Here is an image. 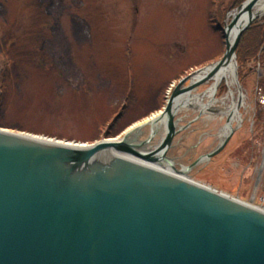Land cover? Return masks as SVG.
I'll return each instance as SVG.
<instances>
[{
    "label": "rangeland",
    "instance_id": "obj_1",
    "mask_svg": "<svg viewBox=\"0 0 264 264\" xmlns=\"http://www.w3.org/2000/svg\"><path fill=\"white\" fill-rule=\"evenodd\" d=\"M231 2L0 0V129L87 145L121 137L163 111L182 79L223 58L224 29L242 5ZM219 4L225 6L218 12ZM247 40L236 59L243 123L233 125L221 154L188 176L250 204L264 161V106L258 97L259 90L264 94V68ZM226 96L222 87L217 99ZM119 115L122 120L112 127ZM182 118L180 126L187 129L167 153L178 170L213 152L227 122L196 109ZM150 136L146 128L136 143ZM160 140L161 135L147 147Z\"/></svg>",
    "mask_w": 264,
    "mask_h": 264
},
{
    "label": "water",
    "instance_id": "obj_2",
    "mask_svg": "<svg viewBox=\"0 0 264 264\" xmlns=\"http://www.w3.org/2000/svg\"><path fill=\"white\" fill-rule=\"evenodd\" d=\"M259 1L235 10L224 29L225 55L207 75L193 83L197 71L174 88L162 111L168 131L155 147H147L153 131L139 144L130 134L82 147L0 129V264H264L263 212L147 166L169 160L187 129L173 115L176 100L231 63L242 99L237 49L261 18ZM234 132L188 169L219 155Z\"/></svg>",
    "mask_w": 264,
    "mask_h": 264
},
{
    "label": "bare ground",
    "instance_id": "obj_3",
    "mask_svg": "<svg viewBox=\"0 0 264 264\" xmlns=\"http://www.w3.org/2000/svg\"><path fill=\"white\" fill-rule=\"evenodd\" d=\"M254 12L259 13L260 16H264V0L259 1ZM234 35H235V31H233L230 35L231 43L233 42ZM208 72L209 69L205 68L201 70V72L195 74V76L192 79L193 83L199 82L207 75ZM207 84H209L210 86L203 94H196V95L191 94L189 96H183L182 98L176 100V102L174 103L175 109L173 111V115L175 116L176 119H178L179 126L180 123L183 121L182 115H184V113L188 112L190 109H196L199 112H201L202 115L208 114V112L212 111L218 115H221L222 117L229 118L230 122L226 123V125L221 129L219 134L220 142H222L224 138L231 132V130L233 129V125L235 123H237L238 125H241L243 123V116L241 115L240 110L242 106H244L245 104V98L244 95H242L243 97L241 99L240 93H238L237 96L236 91L239 89L237 85L236 68L234 63H231L229 66L222 68ZM222 87H224L227 90V96L222 99H217L218 92ZM205 101H208L209 103L205 104ZM217 104L220 105L219 109L214 108V106ZM212 115L213 116H211V118L216 116L214 114ZM167 118H168L167 116L166 117L162 116V111L157 114H153L147 117L146 119H144L142 122L136 123L130 128H128L122 134L119 140H121L125 135H130V134L134 136L135 135L140 136L142 135L143 130L146 128H150L151 131H153L155 138L161 135V140H162L168 131ZM116 140L118 139L115 138L108 139L107 141L114 142ZM68 143L72 144L73 142H68ZM78 145H81L82 147L88 146L87 144H80V143ZM145 151L146 149L144 147L140 149V152H145ZM158 158L159 159L161 158V160L164 161L161 155ZM204 161L206 160H203V162ZM134 162L138 164H143L142 160H138V159L134 160ZM143 165H147V164H143ZM172 165H174V163L164 161L162 165L159 164L152 166L148 164L147 166H150L153 169H156L157 171L177 177L184 181H192L188 176L190 170L187 167H183L181 170L182 171L181 175H177L174 169L172 168ZM263 167L264 164L261 170L263 169ZM260 175H261V171H260ZM262 178L263 177H259L257 181L258 187L254 189L253 197L255 198L260 196L261 193L260 186H261ZM252 201L254 202L253 199ZM253 202L250 204L245 202L242 203L248 206L249 205L253 206V208L256 209L257 211H261V208L256 207L254 205L255 202L254 203Z\"/></svg>",
    "mask_w": 264,
    "mask_h": 264
},
{
    "label": "trees",
    "instance_id": "obj_4",
    "mask_svg": "<svg viewBox=\"0 0 264 264\" xmlns=\"http://www.w3.org/2000/svg\"><path fill=\"white\" fill-rule=\"evenodd\" d=\"M244 1L243 0H232L230 4V6L232 7H237L240 6ZM224 4H219L218 7V12L220 10V8L222 7V9L224 8ZM218 28V27H217ZM251 38V45H250V51L253 54V58L255 60V62L259 63L260 65H262V68H264V19L256 22L249 30H247L244 35L242 36L241 42L239 44V47L237 49V53L240 52L239 49H241L242 44H248V38ZM242 51V50H241ZM243 62V61H242ZM260 86L264 88V74H263V78L260 79ZM123 117V115H122ZM122 117L119 115L116 117V119H114L113 123H112V127L116 126L121 120Z\"/></svg>",
    "mask_w": 264,
    "mask_h": 264
},
{
    "label": "built area",
    "instance_id": "obj_5",
    "mask_svg": "<svg viewBox=\"0 0 264 264\" xmlns=\"http://www.w3.org/2000/svg\"><path fill=\"white\" fill-rule=\"evenodd\" d=\"M260 103L264 106V95L260 96ZM261 193L259 196V207L264 211V177L261 180Z\"/></svg>",
    "mask_w": 264,
    "mask_h": 264
}]
</instances>
